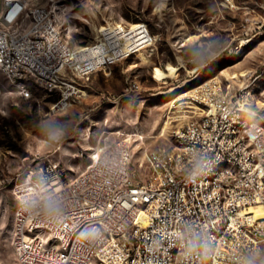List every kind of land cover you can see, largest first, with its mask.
<instances>
[{
  "label": "built area",
  "instance_id": "1",
  "mask_svg": "<svg viewBox=\"0 0 264 264\" xmlns=\"http://www.w3.org/2000/svg\"><path fill=\"white\" fill-rule=\"evenodd\" d=\"M66 5V0H0V71L25 98L32 95L33 81L50 92L66 88L61 101L70 99L75 78L136 53L127 52V43L130 52L145 42L140 28L152 42L145 23H108L91 43L95 51L73 56ZM249 86L233 91L218 79L206 82L191 96L199 105L197 117L175 131L171 145L148 154L145 178L131 167L130 135L93 148L90 163L73 176L51 158L30 166L13 187L18 264H238L239 253L264 249V217L256 215L264 208V114L245 111L252 105ZM139 88L132 80L127 90ZM201 150L211 167L189 182L182 170ZM32 181L64 196L68 207L61 221L21 210L22 186L33 187ZM97 226L103 238L86 247L80 233ZM193 231L213 238L214 255L184 256L182 232Z\"/></svg>",
  "mask_w": 264,
  "mask_h": 264
},
{
  "label": "rangeland",
  "instance_id": "2",
  "mask_svg": "<svg viewBox=\"0 0 264 264\" xmlns=\"http://www.w3.org/2000/svg\"><path fill=\"white\" fill-rule=\"evenodd\" d=\"M65 23L74 48L93 45L108 23H145L152 42L86 77L56 107L66 88L50 92L29 81L23 97L0 71V264H18L12 242L17 200L13 187L38 160L55 159L70 175L85 169L93 148L130 135L136 176L149 172L147 156L174 142L175 131L197 117L191 96L215 78L233 91L250 84V110L264 114V0H66ZM198 34L200 38L188 41ZM209 47L221 52L204 63ZM196 49L197 51H193ZM159 80L157 69L171 72ZM245 75H242V74ZM237 75L236 77H233ZM138 90H127L130 82ZM62 128L49 146L42 129Z\"/></svg>",
  "mask_w": 264,
  "mask_h": 264
},
{
  "label": "clouds",
  "instance_id": "3",
  "mask_svg": "<svg viewBox=\"0 0 264 264\" xmlns=\"http://www.w3.org/2000/svg\"><path fill=\"white\" fill-rule=\"evenodd\" d=\"M197 51L196 49L193 50ZM221 55L219 50L209 47L206 56L201 60L204 63L212 62ZM67 134L62 128H49L45 126L42 129V135L46 138L49 146L59 143ZM212 161L204 151L192 153L191 162L182 170L187 181L193 182L199 176L203 175L210 167ZM33 187H23L20 193L19 206L23 212L32 217H39L50 223H56L63 219L67 211V201L58 189L46 191L36 181H32ZM104 235V229L101 226L85 228L80 236L85 242V246H94ZM183 254L185 257L199 256L208 258L215 254L213 248V238L207 234L197 235L194 231L189 233L182 232ZM238 264H264V249L253 247L247 254L239 253Z\"/></svg>",
  "mask_w": 264,
  "mask_h": 264
},
{
  "label": "bare ground",
  "instance_id": "4",
  "mask_svg": "<svg viewBox=\"0 0 264 264\" xmlns=\"http://www.w3.org/2000/svg\"><path fill=\"white\" fill-rule=\"evenodd\" d=\"M133 27H140V26L138 24H134ZM102 29H104V28L102 27ZM138 33H139L138 35H140L142 37V39H143L142 41L146 42L147 39H148L147 42L150 41L149 34L147 35L144 31L141 30V28L139 29ZM199 38H200V35L195 34V35H192L188 39V41H195V40H197ZM145 42H143L142 43L143 45L141 44V46L138 49H134V50L129 52V50L132 48L131 41L129 40L128 43H127V52L131 54L134 51L135 52L140 51L143 47H145L148 44L147 42H146L147 44H145ZM91 49H93L94 51L96 50V48H94L92 45L78 46V47L73 49L72 53H73V56H81L82 54L85 53V51H90ZM124 57H127V56H124ZM177 69L178 68L173 67L171 72H167L165 70L157 69V71H155V76L158 77L159 80H162V79H165V78L169 77L170 75H173L177 71ZM245 74L243 73L242 75H245ZM236 76L237 75H234L233 77H236ZM253 100L254 99L252 97L251 101L253 102ZM68 101H69L68 98H64L61 102L56 104V107H63ZM245 111L247 113H249V115H251V116H258V114L256 112H253L250 109H245ZM256 213H257L256 215H258V217H264V208L261 207V208L257 209Z\"/></svg>",
  "mask_w": 264,
  "mask_h": 264
}]
</instances>
